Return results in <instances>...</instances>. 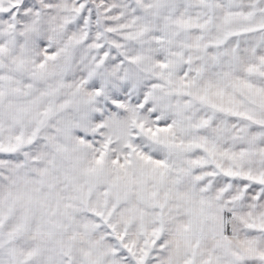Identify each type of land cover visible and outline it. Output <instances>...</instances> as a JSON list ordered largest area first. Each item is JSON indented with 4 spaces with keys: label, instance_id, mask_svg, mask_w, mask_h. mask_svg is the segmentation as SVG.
Instances as JSON below:
<instances>
[{
    "label": "snow or ice",
    "instance_id": "6c2138e0",
    "mask_svg": "<svg viewBox=\"0 0 264 264\" xmlns=\"http://www.w3.org/2000/svg\"><path fill=\"white\" fill-rule=\"evenodd\" d=\"M0 264H264V0H0Z\"/></svg>",
    "mask_w": 264,
    "mask_h": 264
}]
</instances>
